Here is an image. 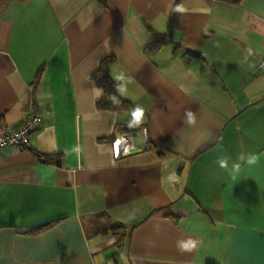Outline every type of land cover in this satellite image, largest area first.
Here are the masks:
<instances>
[{
  "label": "crops",
  "instance_id": "obj_1",
  "mask_svg": "<svg viewBox=\"0 0 264 264\" xmlns=\"http://www.w3.org/2000/svg\"><path fill=\"white\" fill-rule=\"evenodd\" d=\"M175 2L0 0V122L42 114L0 149V264H264V0ZM109 55L138 126L96 105Z\"/></svg>",
  "mask_w": 264,
  "mask_h": 264
},
{
  "label": "trees",
  "instance_id": "obj_2",
  "mask_svg": "<svg viewBox=\"0 0 264 264\" xmlns=\"http://www.w3.org/2000/svg\"><path fill=\"white\" fill-rule=\"evenodd\" d=\"M225 2L228 4H239L242 0H216ZM179 3L180 0H176L174 7L171 13V21L174 26L179 29L180 21H179ZM174 42V37L172 35H164L154 33V39L146 48L147 54H153L160 50L162 47ZM115 61L114 56L109 55L104 57L98 69L92 74V79L95 81L97 86L102 90L101 98L97 101L96 105L100 109L107 110H115V111H133L135 109L132 102L126 98H123L119 95L117 90V84L110 77V67L112 63ZM42 70H39L35 80L32 82L31 86L33 89L37 86ZM49 159V158H46ZM115 236L117 238V242L121 244L124 239V234L119 225H116L114 228Z\"/></svg>",
  "mask_w": 264,
  "mask_h": 264
},
{
  "label": "built area",
  "instance_id": "obj_3",
  "mask_svg": "<svg viewBox=\"0 0 264 264\" xmlns=\"http://www.w3.org/2000/svg\"><path fill=\"white\" fill-rule=\"evenodd\" d=\"M260 67L264 70V60L261 61ZM41 124L42 114L38 109L18 125L0 122V149L7 147L27 148L32 135L39 130ZM148 141L147 136L146 142ZM117 142L115 151L118 157L125 156L132 150V137L130 134H124Z\"/></svg>",
  "mask_w": 264,
  "mask_h": 264
},
{
  "label": "clouds",
  "instance_id": "obj_4",
  "mask_svg": "<svg viewBox=\"0 0 264 264\" xmlns=\"http://www.w3.org/2000/svg\"><path fill=\"white\" fill-rule=\"evenodd\" d=\"M143 115H144V109L140 106H137L132 112L133 119H132V121H130L129 127L138 126L142 121ZM186 117H187L186 122L188 124H192L195 122V117H194L192 112H190V111L187 112ZM241 159H245V157L242 156ZM246 162L249 165H254V164H257L259 162V158L255 154H249L246 157ZM218 163L220 164L221 167H225V168L227 167V159L226 158H220L218 160ZM238 168H239V164L233 165L234 170H236ZM196 246H197V241L191 237L181 238V239H178L176 242V249L180 253L192 252L196 248Z\"/></svg>",
  "mask_w": 264,
  "mask_h": 264
},
{
  "label": "snow or ice",
  "instance_id": "obj_5",
  "mask_svg": "<svg viewBox=\"0 0 264 264\" xmlns=\"http://www.w3.org/2000/svg\"><path fill=\"white\" fill-rule=\"evenodd\" d=\"M117 143H119V142H117Z\"/></svg>",
  "mask_w": 264,
  "mask_h": 264
}]
</instances>
